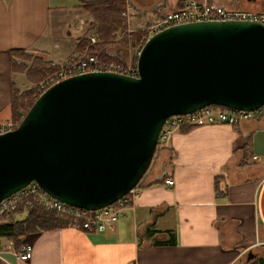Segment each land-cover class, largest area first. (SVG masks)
Listing matches in <instances>:
<instances>
[{
	"label": "water",
	"instance_id": "obj_1",
	"mask_svg": "<svg viewBox=\"0 0 264 264\" xmlns=\"http://www.w3.org/2000/svg\"><path fill=\"white\" fill-rule=\"evenodd\" d=\"M137 53V76L96 70L53 82L0 133V201L35 182L64 203L103 208L137 186L168 116L264 104L261 22L175 24Z\"/></svg>",
	"mask_w": 264,
	"mask_h": 264
},
{
	"label": "crops",
	"instance_id": "obj_2",
	"mask_svg": "<svg viewBox=\"0 0 264 264\" xmlns=\"http://www.w3.org/2000/svg\"><path fill=\"white\" fill-rule=\"evenodd\" d=\"M127 1L140 21L152 22L185 0ZM88 14L79 0H0V122L11 117V83L18 79L10 71V50L48 58L50 49H65L67 55L74 41L87 34ZM160 146L159 166L141 179L112 230L68 225L26 234L20 247L30 244V257L17 258L7 244L0 249V264H244L264 259V118L181 127ZM167 179L173 184H165Z\"/></svg>",
	"mask_w": 264,
	"mask_h": 264
},
{
	"label": "built area",
	"instance_id": "obj_3",
	"mask_svg": "<svg viewBox=\"0 0 264 264\" xmlns=\"http://www.w3.org/2000/svg\"><path fill=\"white\" fill-rule=\"evenodd\" d=\"M125 1L126 10L121 14L128 18V13L133 8L127 0ZM206 20H255L264 25V10L225 8L218 2L209 3L208 0H185L180 7L163 14L151 24L147 25L146 39L153 33L175 24ZM95 40V37L90 36L89 42L93 44L97 42ZM52 64L56 63L52 62ZM129 65H127V68L122 67V64L119 62L105 60L98 53H89L86 50L77 59L67 62L64 65L59 64L58 74L55 79H50V83L52 84L68 76L96 70L137 76L136 63L134 62L132 66ZM261 118H264V104L253 110L232 109L217 104L208 105L190 113L168 116L161 130H159L157 144H165L173 133V130H178L181 127H197L212 123L234 125L240 121L259 120ZM15 127L16 125L12 124L10 119L0 122V133ZM254 158L258 159L257 156H254ZM172 182L173 180L170 179L165 180V184L171 185L173 184ZM135 196L136 187L129 190L128 193L122 195L110 205L99 209L88 210L59 201L40 189L37 183L31 182L24 188L0 201V221L8 213L10 214L11 211L15 210L19 202L29 199L27 201L28 206L34 202L45 210L52 212L60 220L67 221L70 226L79 227L87 231L103 232L114 228L119 216L123 215V211L129 206ZM9 246H11V243H9ZM31 250L30 244H23L19 251H14L13 255L19 259H26L30 257Z\"/></svg>",
	"mask_w": 264,
	"mask_h": 264
},
{
	"label": "trees",
	"instance_id": "obj_4",
	"mask_svg": "<svg viewBox=\"0 0 264 264\" xmlns=\"http://www.w3.org/2000/svg\"><path fill=\"white\" fill-rule=\"evenodd\" d=\"M79 1L83 8L89 13L88 15H90L93 23L92 26L89 27L86 35L74 41L75 50L69 55L67 62L71 61L72 57L82 56L87 50L89 53H98L105 60L122 63L119 61L120 59L118 58V55H109L107 53L104 48V43H108V40L111 39L116 32L123 30V26H125L124 20L120 14L124 7V1ZM209 3H213V1L209 0ZM223 3L224 2H222L221 5ZM90 36L95 37V41L97 42L93 44L89 42ZM31 56V53L25 49L12 48L9 57L11 65L10 71H12V74H23L30 82H35L40 81L43 76L48 75L58 68V65L56 66L55 64H52L51 61L46 60V65L37 64L27 69L25 62L26 59L31 58ZM11 85L10 118L14 119L17 123L26 114L28 111L27 109L30 108L41 92L33 95V90L28 89L20 93V90L15 86L14 82H12ZM20 108L22 111L19 110ZM20 112H22V114H20ZM244 163L245 161H242L240 165H243ZM138 184L136 185L138 186ZM27 201H29V199L19 202L17 208L11 211L10 214L8 213L5 218L0 221V249H3L5 245L11 243L13 250L19 251L21 248V236L41 230H50L69 225L67 221L60 220L53 215L52 212L45 210L34 202L32 205L28 206ZM253 264H264V259L258 258Z\"/></svg>",
	"mask_w": 264,
	"mask_h": 264
},
{
	"label": "rangeland",
	"instance_id": "obj_5",
	"mask_svg": "<svg viewBox=\"0 0 264 264\" xmlns=\"http://www.w3.org/2000/svg\"><path fill=\"white\" fill-rule=\"evenodd\" d=\"M124 1V7L121 11V13L126 10V1ZM225 8H238V9H247V10H264V0H224V3L222 4ZM120 13V14H121ZM128 18H126V16L124 17L121 14V17L124 20V25L123 26V30H121L120 32H116L115 35L108 40V43H104V48L107 51V53L109 55H118V58L120 59L119 61H121L122 63V67L127 68V65L132 66V64L137 60V55H138V51L140 50L141 46L143 45L144 41L146 40V36H147V25L151 24V21H140L135 13V11H131L128 13ZM90 21L89 24H87L88 27L92 26V19L90 17ZM75 50V46L70 48L69 52L66 55L65 49H58V50H49L48 52V58L42 56V54L39 53H35L34 51H30L29 53H31V58L26 59L25 65L27 66V69H29L30 67L37 65V64H42V65H46L45 62L51 61V62H55L56 64H66L67 63V58H69V55L72 54ZM33 57V58H32ZM80 57V56H78ZM78 57H72L71 61L77 59ZM53 58V59H51ZM117 58V59H118ZM55 59V60H54ZM70 62V61H69ZM55 64V65H56ZM58 65V68H60V66ZM56 65V66H57ZM54 70L53 72L49 73L46 76H43V78L40 81H35V82H30L28 79L25 78V76L23 74L19 75V74H15V86L20 90V93L31 89L33 90V95L38 94L39 92H42L44 89H46L48 87V84L50 85L51 80L50 79H55L57 74H58V70L59 69ZM18 83V84H17ZM21 110V108L19 109ZM22 111V110H21ZM20 114H22V112H20ZM22 119V118H21ZM20 119V121H21ZM10 120L12 121V124L17 125V122L10 118ZM157 144V143H156ZM160 145L157 144L156 150L153 154V157L149 167L147 168V170H145V174L143 175V177L146 174L151 173V170H154L155 168H157L159 166V150H160ZM142 177V179H143ZM19 217V216H18ZM17 217V218H18ZM26 236L23 235L20 237V241H22V238H24ZM244 264H253L252 261L248 262L246 261Z\"/></svg>",
	"mask_w": 264,
	"mask_h": 264
}]
</instances>
